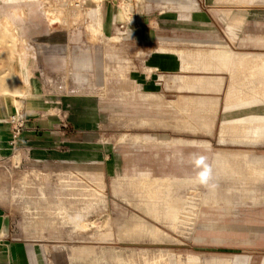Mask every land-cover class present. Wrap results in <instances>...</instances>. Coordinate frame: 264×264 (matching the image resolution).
<instances>
[{
  "label": "rangeland",
  "instance_id": "obj_1",
  "mask_svg": "<svg viewBox=\"0 0 264 264\" xmlns=\"http://www.w3.org/2000/svg\"><path fill=\"white\" fill-rule=\"evenodd\" d=\"M64 1L61 4L58 0H34L30 5L23 6L21 21L13 25L10 34H6L1 27L6 9L0 3V87L12 82L16 68L14 61L24 54L22 76L34 87L40 108L38 119L51 121L49 141L59 143L54 144L53 150L51 143L11 145L13 152L0 156V206L8 216L12 236L25 239L51 237L45 241L30 240L37 242L41 248L42 244H46L50 255L63 257L56 264H206L182 262L184 259L177 262L141 261L138 257L142 253L140 249L250 255L255 261L264 256L262 231L257 234L260 238L252 241H211L208 234H213V231L199 225L221 219L216 208L206 205L199 207V215L193 219L190 234H177L142 211L141 197L135 196V193L142 191L144 184L141 179H120L170 174L175 156L189 161L190 154L198 152L187 146L166 148L143 145V148H139V143H132L134 134H150L163 139V136H159V128L172 125L168 121H162L159 125L155 118L157 103H142L132 94L139 92L133 83L135 76L141 78L142 72L149 76L143 65L148 62L150 52L159 45L156 35L167 27V24L158 22L161 20L159 14L174 8L165 5L155 9L157 6L151 5L152 0H131L128 13L131 16L137 10L145 21L120 22L116 20L117 8L112 1L105 0L99 8L86 0ZM137 2L142 7L137 8ZM71 6L80 12L79 16L69 14ZM60 7L65 11V21L48 24L43 10ZM91 9L97 10L99 20L97 38L94 40L89 39L86 31L91 22L88 15ZM111 37L117 39L112 41ZM78 54L101 59L103 65H109V71L102 74L99 71L98 80L89 77L79 86L74 85L70 62ZM107 54L111 56L110 59ZM262 62L264 65V59ZM117 66L123 67L124 77L117 75ZM161 104L163 107L166 104L163 99ZM140 119L148 123L139 126ZM261 135L264 136V124ZM79 141L86 144L85 149L79 151L84 156H79L77 149H65L70 157L62 158V143L76 144ZM215 151L218 150L211 145L210 151H200L205 157L199 161L207 165L210 154ZM14 152L18 154L17 160L11 159ZM251 152L264 154V148ZM51 153H54V157ZM111 154L119 159L114 173H110ZM207 181H212L211 176ZM254 184L247 186L255 191L259 183ZM231 185L233 187L230 189L233 190L245 189L237 183ZM111 190H116L120 195H113ZM205 191V184L197 183L190 189L180 186L170 193L182 197L199 193L200 202L205 200L204 194L201 195ZM255 200L264 201V192ZM256 208L254 212L248 207L237 208L240 218L234 224L256 227L255 217L261 218L260 223H264V205ZM130 213L164 229L173 239L152 242L147 236H142L141 224L129 227L125 222L120 224ZM96 234H100L102 240L112 238L99 242L91 238ZM54 245L64 248L51 250ZM72 246L91 248L94 255L89 256L88 260H71L69 251ZM101 252L119 255L110 256L117 259L115 261L106 256L104 261L97 259L91 262ZM132 256L134 260H129Z\"/></svg>",
  "mask_w": 264,
  "mask_h": 264
},
{
  "label": "crops",
  "instance_id": "obj_2",
  "mask_svg": "<svg viewBox=\"0 0 264 264\" xmlns=\"http://www.w3.org/2000/svg\"><path fill=\"white\" fill-rule=\"evenodd\" d=\"M32 1L34 0H0L6 9L1 22L6 34H10L13 25L21 21L22 7L30 5ZM58 1L65 3L64 0ZM86 1L91 3L90 0ZM104 1H94L91 4L99 8ZM109 1L117 8L116 20L145 21L137 10L130 16L128 12L131 0ZM139 4L141 3L137 2L135 6L142 7ZM152 4L157 6L155 9L165 5L174 9L159 14L161 20L158 22L167 24V27L160 31L163 34L159 32L156 35L159 45L150 52L148 62L143 65L149 76L145 72L141 73V78L135 76L133 83L139 92H133L132 96L142 103H157L155 118L159 125L162 121H168L173 129L159 128V136H163V139L150 134H134L132 143H139V148H143V145L166 148L187 146L198 152L191 153L189 161H183L179 155L175 156L176 161L170 174L120 179H141L144 184L142 191L135 193V196L141 197L142 211L179 235L190 234L193 219L195 215H199V207L206 205L216 208L221 219L199 225L213 231V234H208L211 241L241 242L258 239V231L264 232L261 218L255 217L256 227L236 226L234 223L240 218L237 208L248 207L254 209V212L258 205H264V201L255 200L264 192V154L251 152L264 148V136L261 135L264 124V0H152ZM96 11L91 9L88 13L91 22L86 31L90 40L97 38L99 20ZM43 12L48 24L65 21L63 7L44 9ZM69 14L77 17L80 12L71 6ZM116 39L110 38L112 41ZM106 56L108 59L111 57L109 54ZM14 63L16 68L12 82L0 87V156L13 152L11 145L51 143L52 148L54 144H59L49 141V135L52 134L51 121L38 119L40 108L34 87L29 81H24L22 76L24 54H20ZM70 69L74 85L79 86L89 77L98 80V72L102 74L109 71V65H103L101 59L87 54H78L71 60ZM116 70L118 76L124 77L123 67L117 66ZM162 99L166 103L164 107ZM15 114L23 116L28 124L13 141L9 118ZM144 121L140 119L138 125L148 123ZM210 145L218 151L212 152L207 162V166L211 168L212 181L204 183L200 181L199 174L205 164L198 161L205 157L200 151H210ZM62 146V158L70 157L65 149H77L78 155L84 156L79 151L85 149V142H63ZM51 156L54 157V153ZM13 158L17 160L18 154L14 152L11 159ZM118 160L111 154L110 173L115 172ZM197 183H204L206 186V191L201 193L204 194V201L199 202V193H189L183 197L170 193L180 186L190 189ZM231 183L243 185L241 187L245 189H230L233 187ZM251 183H259L256 184L255 191L248 188L247 185ZM111 192L115 196L120 195L116 190ZM226 213L232 215L227 216ZM123 222L126 227L141 224L142 236H147L152 242L173 239L164 229L137 215L130 213L120 224ZM99 235L91 238L99 242L112 238L102 240ZM49 238L51 237H13L8 216L0 206V264H56L63 257L50 255L46 244H42L41 248L37 242L30 240L45 241ZM63 248L54 245L50 249ZM140 250L142 253L138 257L147 262H177L184 259L182 262L206 264H264V256L255 261L250 255L196 254L182 249ZM93 253L86 246H72L69 258L88 260ZM111 255L119 254L105 255L101 252L91 262L104 261L106 256L112 261L117 260L111 258ZM129 260H134L133 256Z\"/></svg>",
  "mask_w": 264,
  "mask_h": 264
},
{
  "label": "built area",
  "instance_id": "obj_3",
  "mask_svg": "<svg viewBox=\"0 0 264 264\" xmlns=\"http://www.w3.org/2000/svg\"><path fill=\"white\" fill-rule=\"evenodd\" d=\"M28 124V120H26L23 116H19L15 114L9 118V125L11 127V133L13 137V141L21 134L22 130L25 129Z\"/></svg>",
  "mask_w": 264,
  "mask_h": 264
},
{
  "label": "clouds",
  "instance_id": "obj_4",
  "mask_svg": "<svg viewBox=\"0 0 264 264\" xmlns=\"http://www.w3.org/2000/svg\"><path fill=\"white\" fill-rule=\"evenodd\" d=\"M199 162H201V161H198V163ZM210 173H211V168L209 166L205 165L203 171H201L199 174L200 181L206 183L208 177L210 176Z\"/></svg>",
  "mask_w": 264,
  "mask_h": 264
},
{
  "label": "bare ground",
  "instance_id": "obj_5",
  "mask_svg": "<svg viewBox=\"0 0 264 264\" xmlns=\"http://www.w3.org/2000/svg\"><path fill=\"white\" fill-rule=\"evenodd\" d=\"M91 1V3H93L94 1H96V2H100V1H102V0H90ZM20 101H22V100H20ZM24 101V100H23ZM29 101V100H28ZM14 102V101H13ZM26 103V102H25ZM33 103V102H32ZM14 104V103H13ZM29 105V104H28ZM27 109V108H26ZM19 115V114H18Z\"/></svg>",
  "mask_w": 264,
  "mask_h": 264
}]
</instances>
